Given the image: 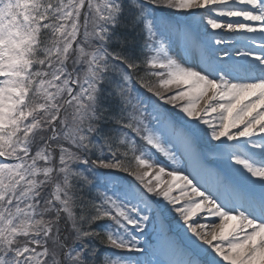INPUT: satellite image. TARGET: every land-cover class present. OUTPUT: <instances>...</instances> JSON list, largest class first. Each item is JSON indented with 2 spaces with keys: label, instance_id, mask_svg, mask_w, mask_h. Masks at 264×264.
<instances>
[{
  "label": "snow or ice",
  "instance_id": "snow-or-ice-1",
  "mask_svg": "<svg viewBox=\"0 0 264 264\" xmlns=\"http://www.w3.org/2000/svg\"><path fill=\"white\" fill-rule=\"evenodd\" d=\"M222 262L264 264V0H0V264Z\"/></svg>",
  "mask_w": 264,
  "mask_h": 264
},
{
  "label": "rangeland",
  "instance_id": "rangeland-1",
  "mask_svg": "<svg viewBox=\"0 0 264 264\" xmlns=\"http://www.w3.org/2000/svg\"><path fill=\"white\" fill-rule=\"evenodd\" d=\"M176 91H177L176 86L170 85V86H169V91L166 92L165 94H166V95L175 94ZM202 101H203V100L200 101V104H201ZM181 103H183V102H181ZM165 178L167 179L168 177H165ZM207 231H208V232H217V228H209V229H207ZM218 232H219V231H218ZM218 232H217V233H218ZM209 238H211V237L209 236ZM218 259H219V257H218Z\"/></svg>",
  "mask_w": 264,
  "mask_h": 264
},
{
  "label": "bare ground",
  "instance_id": "bare-ground-1",
  "mask_svg": "<svg viewBox=\"0 0 264 264\" xmlns=\"http://www.w3.org/2000/svg\"><path fill=\"white\" fill-rule=\"evenodd\" d=\"M200 106H201V107L204 106V101L201 102ZM232 223H233V221H229V222H228V226H230ZM218 231H219V227H217V232H218ZM214 243H215V241H214Z\"/></svg>",
  "mask_w": 264,
  "mask_h": 264
},
{
  "label": "trees",
  "instance_id": "trees-1",
  "mask_svg": "<svg viewBox=\"0 0 264 264\" xmlns=\"http://www.w3.org/2000/svg\"><path fill=\"white\" fill-rule=\"evenodd\" d=\"M128 49H131V48H128Z\"/></svg>",
  "mask_w": 264,
  "mask_h": 264
}]
</instances>
